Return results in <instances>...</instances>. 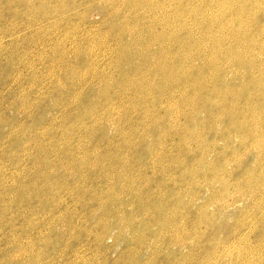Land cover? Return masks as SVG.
Instances as JSON below:
<instances>
[{
	"label": "rangeland",
	"instance_id": "1",
	"mask_svg": "<svg viewBox=\"0 0 264 264\" xmlns=\"http://www.w3.org/2000/svg\"><path fill=\"white\" fill-rule=\"evenodd\" d=\"M263 14L0 0V264H264Z\"/></svg>",
	"mask_w": 264,
	"mask_h": 264
},
{
	"label": "bare ground",
	"instance_id": "2",
	"mask_svg": "<svg viewBox=\"0 0 264 264\" xmlns=\"http://www.w3.org/2000/svg\"><path fill=\"white\" fill-rule=\"evenodd\" d=\"M53 1H54V0H53ZM56 1H57V0H56ZM58 1H59V0H58ZM69 1H70V0H69ZM164 1H165V0H164ZM61 2H62V1H61ZM135 3H136V2H135ZM164 3H165V2H164ZM58 4H59V3H58ZM159 4H160V3H159ZM64 5H65V4H64ZM231 5H232V4H231ZM154 6H155V4H154ZM161 6H162V5H161ZM260 6H261V5H260ZM65 7H66V6H65ZM82 7H83V6H82ZM242 7H243V6H242ZM74 8H75V7H74ZM229 8H231V7H229ZM229 8H227V9H229ZM75 9H76V8H75ZM233 9H234V8H233ZM242 9H243V8H242ZM244 9H245V8H244ZM259 9H260V7H259ZM220 10H221V9H220ZM229 10H230V9H229ZM231 10H232V8H231ZM239 10H240V9H239ZM254 10H255V9H254ZM118 11H119V10H118ZM215 11H216V10H215ZM233 11H234V10H233ZM233 11H232V12H233ZM241 11H242V10H241ZM241 11H240V12H241ZM249 11H250V10H249ZM258 11H260V10H258ZM261 11H262V10H261ZM161 12H162V11H161ZM226 12H227V11H226ZM230 12H231V11H230ZM243 12H244V11H243ZM223 13H225V11H224ZM223 13H222V15H224ZM247 13H249V12H247ZM197 14H198V12H197ZM228 14H229V12H228ZM236 14H237V13H236ZM238 14H239V13H238ZM243 14H244V13H243ZM245 14H246V13H245ZM254 14H255V12H254ZM233 15H234V13H233ZM241 15H242V14H241ZM263 15H264V14H263ZM224 16H225V15H224ZM248 16H249V14H248ZM255 16H256V14H255ZM255 16H254V17H255ZM124 17H125V16H124ZM216 17H217V16H216ZM222 17H223V16H222ZM232 17H233V16H232ZM237 17H238V16H237ZM241 17H242V16H241ZM243 17H244V16H243ZM245 17H246V15H245ZM225 18H226V17H225ZM225 18H224V19H225ZM250 18H251V16H250ZM252 18H253V17H252ZM257 18H258V16H257ZM161 19H162V18H161ZM211 19H212V17H211ZM215 19H217V18H215ZM224 19H223V20H224ZM230 19H231V18H230ZM259 19H260V18H259ZM217 20H218V19H217ZM233 20H234V18H233ZM243 20H244V19H243ZM252 20H253V19H252ZM255 20H256V19H255ZM220 21H221V20H220ZM231 21H232V20H231ZM240 21H242V20L240 19ZM163 22H164V21H163ZM259 22H260V21H259ZM219 23H220V22H219ZM211 24H212V23H211ZM231 24H232V23H231ZM233 24H234V23H233ZM243 24H244V23H243ZM223 25H224V24H223ZM229 25H230V24H229ZM235 25H236V24H235ZM224 26H225V25H224ZM231 26H232V25H231ZM233 27H234V26H233ZM241 27H242V26H241ZM242 28H243V27H242ZM242 28H241V29H242ZM239 29H240V28H239ZM206 30H207V29H206ZM212 30H213V29H212ZM212 30H211V31H212ZM207 31H208V30H207ZM241 31H242V30H241ZM181 34H182V33H181ZM206 34H208V33H206ZM210 34H211V33H210ZM233 34H235V33H233ZM163 35H164V34H163ZM211 35H212V34H211ZM224 35H225V34H224ZM238 35H239V34H238ZM157 36H158V35H157ZM157 36H155V37H157ZM231 36H232V35H231ZM231 36H230V39L233 37V36H232V37H231ZM234 36H235V35H234ZM239 36H240V35H239ZM155 37H154V38H155ZM164 38H165V37H164ZM224 38H225V37H224ZM234 38H235V37H234ZM237 38H238V37H237ZM244 38H245V37H244ZM230 39H227V40H230ZM241 39H242V38H241ZM245 39H246V38H245ZM170 40H171V39H170ZM174 40H175V39H174ZM189 40H190V39H189ZM225 40H226V39H225ZM103 41H104V40H103ZM233 41H235V40L233 39ZM160 42H161V41H160ZM162 42H163V41H162ZM170 42H171V41H170ZM217 42H218V41H217ZM219 42H220V40H219ZM219 42H218V43H219ZM226 42H228V41H226ZM132 43H133V42H132ZM166 43H167V41H166ZM174 43H175V42H174ZM181 43H182V42H181ZM186 43H187V42H186ZM230 43H231V42H230ZM250 43H251V42H250ZM160 44H161V43H160ZM160 44H159V45H160ZM172 44H173V43H172ZM175 44H176V43H175ZM175 44H174V45H175ZM220 44H221V43H220ZM235 44H236V42H235ZM241 44H242V43H241ZM166 45H167V44H166ZM183 45H184V44H183ZM185 45H187V44H185ZM188 45H190V44H188ZM242 45H243V44H242ZM245 45H246V44H245ZM254 45H255V44H254ZM215 46H216V45H215ZM217 46H220V45H217ZM251 46H252V45H251ZM262 46H263V45H262ZM262 46H261V48H262ZM134 47H135V46H134ZM134 47H133V48H134ZM136 47H137V46H136ZM148 47H149V45H148ZM148 47H147V48H148ZM162 47H163V46H162ZM186 47H188V46H186ZM246 47H247V46H246ZM248 47H249V45H248ZM128 48H129V47H128ZM149 48H150V47H149ZM172 48H173V47H172ZM219 48H220V47H219ZM219 48H218V49H219ZM227 48H228V47H227ZM234 48H235V47H234ZM234 48H233V50H234ZM250 48H251V47H250ZM263 48H264V47H263ZM129 49H130V48H129ZM136 49H137V48H136ZM170 49H171V47H170ZM177 49H178V48H177ZM177 49H176V50H177ZM223 49H224V48H223ZM238 49H240V48L238 47ZM238 49H237V50H238ZM241 49H242V48H241ZM253 49H254V48H253ZM138 50H139V49H138ZM159 50H160V52H159V56L162 57L163 55H166V54H164L166 49H165V50H164V49L162 50V48H160ZM225 50H226V49H225ZM249 50H250V49H249ZM254 50H255V49H254ZM136 51H137V50H136ZM141 51H143V50H141ZM141 51H139V52H141ZM146 51H147V49H146ZM146 51H145V52H146ZM167 51H168V50H167ZM169 51H170V50H169ZM221 51H223V50H221ZM241 51H242V50H241ZM247 51H248V50H247ZM251 51H252V50H251ZM255 51H256V50H255ZM145 52H144V53H145ZM155 52H156V51H155ZM245 52H246V51H245ZM253 52H254V51H253ZM253 52H252V53H253ZM153 53H154V52H153ZM167 53H168V52H167ZM262 53H263V52H262ZM86 54H87V52H86ZM133 54H134V53H133ZM155 54H156V53H155ZM125 55H126V54H125ZM131 55H132V54H131ZM136 55H137V54H136ZM156 55H157V54H156ZM251 55H252V54H251ZM254 55H255V54H254ZM254 55H253V56H254ZM137 56H138V55H137ZM166 56H167V55H166ZM169 56H170V55H169ZM169 56H168V57H169ZM138 57H139V56H138ZM149 57H150V56H149ZM155 57H156V56H155ZM157 57H158V56H157ZM171 57H172V56H171ZM171 57H169V58H171ZM236 57H237V56H236ZM239 57H241V55L238 56L237 59H238ZM125 58H126V56H125ZM128 58H129V57H128ZM140 58H141V57H140ZM143 58H144V57H143ZM146 58H147V57H146ZM164 58H165V57H164ZM60 59H61V58H60ZM160 59L162 60L163 58H160ZM165 59H166V58H165ZM167 59H168V58H167ZM167 59H166V60H167ZM187 59H188V58H187ZM241 59H242V58H241ZM254 59H255V58H254ZM75 60H76V59H75ZM126 60H127V59H126ZM181 60H182V59H181ZM181 60H179V61H181ZM183 60H184V59H183ZM249 60H250V58H249ZM251 60H252V59H251ZM89 61H90V60H89ZM149 61H150V60H149ZM169 61H171V60H169ZM158 62H160V61H158ZM241 62H242V61H241ZM243 62H244V61H243ZM144 63H145V62H144ZM161 63H162V62H161ZM238 63H239V62H238ZM252 63H253V62H252ZM162 64H164V63H162ZM162 64H161V65H162ZM167 64H169V63H167ZM186 64H187V63H186ZM208 64H210V63H208ZM211 64H212V63H211ZM245 64H246V63H245ZM249 64H250V63H249ZM133 65H134V64H133ZM161 65H160L159 67L156 68V69H158L157 72H158V73H162V74H163V72H167L168 77L171 76V74L173 73V71L171 70V69H172L171 66H170V65H166V64L163 65V66H161ZM173 65H174V64H173ZM184 66H185V65H184ZM242 66H243V64H242ZM245 66H246V65H245ZM149 67H150V66H149ZM188 67H189V66H188ZM213 67H214V66H213ZM151 68H152V67H151ZM185 69H186V68H185ZM250 69H251V68H250ZM66 70H67V69H66ZM148 70H150V69H148ZM139 71H140V70H139ZM145 71H146V70H145ZM153 71H154V70H153ZM174 71H175V70H174ZM151 72H152V71H151ZM157 72H156V73H157ZM200 72H201V71H200ZM81 73H82V72H81ZM145 73H146V72H145ZM183 73H184V71H183ZM194 73H195V72H194ZM67 74H68V72H67ZM123 74H124V73H123ZM184 74H185V73H184ZM127 75H128V74H127ZM153 75H154V74H153ZM157 75H158V74H157ZM163 75H164V74H163ZM189 75H190V74H189ZM189 75H188V76H189ZM54 76H55V75H54ZM104 76H105V75H104ZM86 77H87V75H86ZM159 77H160V76H159ZM192 77H194V76H192ZM249 77H250V75H249ZM251 77H252V76H251ZM116 78H117V76H116ZM185 78H186V76H185ZM188 78H189V77H188ZM197 78H198V77H197ZM81 79H82V78H81ZM126 79H127V78H126ZM174 79H175V78H174ZM189 79H190V78H189ZM205 79H206V78H205ZM249 79H250V78H249ZM252 79H253V78H252ZM255 79H257V78H255ZM163 80H164V79H163ZM184 80H185V79H184ZM195 80H196V79H195ZM59 81H60V80H59ZM130 81H131V80H130ZM166 81H167V80H166ZM171 81H172V80H171ZM249 81H250V80H249ZM62 82H63V79H62ZM79 82H80V81H79ZM101 82H102V81H101ZM108 82H109V81H108ZM194 82H195V81H194ZM204 82H205V81H204ZM253 82H254V80H253ZM59 83H60V82H59ZM80 84H81V83H80ZM105 84H107V83H105ZM108 84H109V83H108ZM166 84H167V86H169V88H171V82H170V80H169L168 82H166ZM172 84H173V83H172ZM193 84H194V83H193ZM202 84H203V83H202ZM202 84H201V85H202ZM207 84H208V83H207ZM65 85H66V84H65ZM145 85H146V84H145ZM145 85H143V86H145ZM161 85H162V84H161ZM161 85H160V86H161ZM107 86H108V85H107ZM162 86H163V85H162ZM204 86H205V85H204ZM204 86H203V87H204ZM172 87L174 88V86H172ZM186 87H187V86H186ZM189 87H190V86H189ZM209 87H210V86H209ZM248 87H250V86H248ZM112 88H113V87H112ZM141 88H142V87H141ZM173 88H172V89H173ZM200 88H201V87H200ZM211 88H212V87H211ZM153 89H154V88H153ZM146 90H147V89H146ZM200 90H202V89H200ZM244 90H245V89H244ZM173 91H175V90H173ZM210 91H211V90H210ZM248 91H249V90H248ZM187 92H188V91H187ZM213 92H214V90H213ZM105 93H106V92H105ZM116 93H117V92H116ZM171 93H172V92H171ZM171 93H170V94H171ZM219 93H220V92H219ZM173 94H174V93H173ZM175 94H176V93H175ZM225 94H226V93H225ZM57 95H59V94H57ZM57 95H56V96H57ZM104 95H105V94H104ZM226 96H227V95H226ZM210 97H211V96H210ZM214 97H215V96H214ZM214 97H212V99H213ZM232 97H233V96H232ZM247 97H248V96H247ZM205 98H206V97H205ZM95 99H96V98H95ZM99 99H100V98H99ZM105 99H106V98H105ZM232 99H233V98H232ZM246 99H247V98H246ZM250 99H251V98H250ZM255 99H256V97H255ZM260 99H261V98H260ZM100 100H101V99H100ZM112 100H113V99H112ZM213 100H214V99H213ZM237 100H238V99H237ZM237 100H236V101H237ZM71 101H72V100H71ZM228 101H229V100H228ZM230 101H231V99H230ZM215 102H216V100H215ZM232 102H233V101H232ZM248 102H249V101H248ZM219 103H220V101H219ZM226 103H227V102H226ZM250 103H251V102H250ZM250 103H248V104H250ZM255 103H256V102H255ZM255 103H254V104H255ZM257 103H258V102H257ZM217 104H218V103H217ZM235 104H236V103H235ZM254 104H253V106H255ZM260 104H261V103H260ZM195 105H196V104H195ZM229 105H230V104H229ZM60 106H61V105H60ZM102 106H104V105H102ZM114 106H115V105H114ZM227 106H228V105H227ZM247 106H248V105H247ZM212 107H213V106H212ZM230 107H231V105H230ZM230 107H229V108H230ZM260 107H261V106H260ZM224 108H225V107H224ZM231 108H233V107H231ZM237 108H238V107H237ZM262 108H263V107H262ZM262 108H261V109H262ZM113 109H114V108H113ZM225 109H226V108H225ZM261 109H258V110H261ZM220 110H221V109H220ZM222 110H223V109H222ZM222 110H221V112H222ZM235 110H236V109H235ZM238 110H239V109H238ZM241 110H242V109H241ZM243 110H244V109H243ZM258 110H257V111H258ZM213 111H215V110H213ZM225 111L227 112V110H225ZM228 111H229V110H228ZM246 111H247V110H246ZM230 112H231V111H230ZM235 112H236V111H235ZM249 112H250V111H249ZM219 113H220V112H219ZM237 114H238V112H237ZM245 114H246V112H245ZM221 115H222V114H221ZM224 115H225V114H224ZM239 115H240V114H239ZM218 116H219V115H218ZM241 116H242V115H241ZM243 116H244V115H243ZM246 116H247V115H245L244 117H246ZM258 116H259V114H258ZM220 117H222V116H220ZM223 117H224V116H223ZM223 117H222V118H223ZM252 117H253V116H252ZM248 118H249V116H248ZM211 119H212V118H211ZM237 119H238V118H237ZM243 119H244V118H243ZM246 120H247V119H246ZM258 120H259V119H258ZM241 121H242V120H241ZM248 121H249V120H248ZM82 122H83V121H82ZM227 122H228V121H227ZM232 122H234V121H232ZM77 123H78V122H77ZM244 123H245V122H244ZM249 123H250V122H249ZM249 123H248V126H249V125L251 126V124H249ZM81 124H82V123H81ZM232 124H235V123H232ZM253 124H254V123H253ZM256 124H258V123H256ZM242 125H243V124H242ZM246 125H247V124H246ZM254 125H255V124H254ZM254 125H253V126H254ZM231 126H232V125H231ZM231 126H230V127H231ZM234 126H235V125H234ZM251 127H252V126H251ZM244 128H245V127H244ZM238 129H239V128H238ZM247 129L249 130L250 128H247ZM252 129H254V128H252ZM258 129H259V128H258ZM241 130H242V129H241ZM243 130H244V129H243ZM243 130H242V131H243ZM250 130H251V129H250ZM250 130H249V131H250ZM251 131H252V130H251ZM253 131H254V130H253ZM255 131H257V129H255ZM255 131H254V132H255ZM263 131H264V130H263ZM240 132H241V131H240ZM259 132H260V131H259ZM261 132H262V131H261ZM246 133H247V132H246ZM249 133H251V132H249ZM249 133H248V134H249ZM252 133H253V132H252ZM250 135H251V134H250ZM254 135H255V134H254ZM247 136H248V135H247ZM256 136H257V135H255V137H256ZM260 136H261V135H260ZM262 136H263V135H262ZM262 136H261V137H262ZM242 137H243V136H242ZM262 138H263V137H262ZM243 139H244V138H243ZM256 139L258 140L259 137L256 138ZM245 140H247V137H246ZM253 141H255V140H253ZM260 141H261V140H260ZM262 141H263V140H262ZM245 142H246V141H245ZM258 142H259V141H258ZM258 142H257V144H258ZM263 142H264V141H263ZM243 143H244V142H243ZM251 143H252V142H251ZM251 143H250V144H251ZM254 143H255V142H254ZM254 143H252V144H254ZM248 144H249V143H248ZM259 144H261V142H259ZM263 144H264V143H262V145H263ZM243 146H244V145H243ZM257 146H258V145H257ZM245 147H246V146H245ZM249 147H250V146H248V148H249ZM252 147H253V146H252ZM262 147H263V146H262ZM262 147H261V149H263ZM249 149H250V148H249ZM256 149H257V148H256ZM256 149H255V150H256ZM248 151H249V150H248ZM72 152H73V151H72ZM159 154H160V153H159ZM260 154H261V153H260ZM260 154H259V158H260ZM245 156H246V155H245ZM245 156H244V157H245ZM244 157H243V158H244ZM263 157H264V156H263ZM219 159H220V158H219ZM239 159H241V158H239ZM261 159H262V158H261ZM238 161H239V160H238ZM248 161H249V160H248ZM258 161H259V160H258ZM258 161H255V162L257 163ZM262 161H263V160H262ZM259 162H260V161H259ZM222 163H223V162H222ZM240 164H241V163H240ZM254 164H255V163H254ZM260 164H261V163H260ZM260 164H259V165H260ZM248 165H249V164H248ZM251 165H252V163H251ZM251 165H250V166H251ZM257 166H258V165H257ZM257 166H256V167H257ZM239 168H240V167H239ZM243 168H244V167H243ZM245 168H246V167H245ZM251 168H253V167H251ZM261 168H262V167H261ZM237 169H238V168H237ZM256 169H258V168H256ZM250 170H251V169H250ZM262 170H263V168L261 169V171H262ZM242 171H243V170H242ZM245 171H246V170H245ZM252 171H254V170H252ZM255 171H256V170H255ZM258 171H259V170H258ZM243 172H244V171H243ZM246 172H247V171H246ZM259 172H260V171H259ZM262 172H263V171H262ZM253 173H254V172H253ZM257 173H258V172H257ZM230 174H231V173H230ZM239 174H240V173H239ZM244 174H245V173H244ZM250 174H252V173H250ZM234 175H235V174H234ZM234 175H233V176H234ZM240 175H241V174H240ZM240 175H239V176H240ZM246 175H247V174H246ZM258 175H259V174H258ZM252 176H253V175H252ZM213 177H215V176H213ZM219 179H220V178H219ZM223 179H224V178H223ZM236 179H238V178H236ZM260 179H261V178H260ZM238 180L240 181V179H238ZM241 180H242V179H241ZM246 180H247V179H246ZM246 180H245V181H246ZM254 180H255V179H254ZM256 180H257V178H256ZM220 181H223V180H220ZM225 181H226V179H225ZM235 181H236V180H235ZM245 181H244V182H245ZM247 181H248V180H247ZM261 182L264 183V181H261ZM238 183H239V182H238ZM238 183H236V184H238ZM246 183H247V182H246ZM254 183H255V182H254ZM222 184H223V183H222ZM252 184H253V183H252ZM260 184H261V183H260ZM241 185H242V184H241ZM238 186H239V185H238ZM243 187H244V186H243ZM249 188H250V187H249ZM243 189H245V188H243ZM255 190H256V189H255ZM252 192H254V191H252ZM252 192H251V193H252ZM241 193H242V192H241ZM255 193H257V192H255ZM244 194H245V193H244ZM249 194H250V193H249ZM239 195H240V194H239ZM245 196L247 197V195H245ZM245 196H242V197H245ZM253 196L255 197V195H253ZM248 197H249V196H248ZM250 198H251V197H250ZM248 200H249V199H248ZM263 201H264V200H263ZM256 203H257V202H256ZM261 203H262V202H261ZM263 204H264V203H263ZM257 205H258V204H257ZM262 211H263V210H262ZM249 212H250V211H249ZM251 212H252V211H251ZM263 212H264V211H263ZM252 214H253V213H252ZM246 215H247V214H246ZM241 221H242V220H241ZM246 222H247V221H246ZM250 222H251V221H250ZM257 223H258V220H257ZM251 224H252V223H251ZM251 224H250V225H251ZM255 224H256V223H255ZM253 226H254V225H253ZM256 226H257V225H256ZM256 226H255V227H256ZM251 227H252V226H251ZM258 227H259V226H258ZM259 229H260V228H259ZM262 231H263V230H261V232H262ZM197 235H198V234H197ZM199 236H200V235H199ZM199 236H198V237H199ZM227 236H228V235H227ZM245 238H246V237H245ZM262 238H264V237L262 236ZM246 239H248V238H246ZM246 239H245V240H246ZM260 239H261V238H260ZM198 240H199V239H198ZM200 240H201V238H200ZM222 240H223V239H222ZM226 240H227V239H226ZM181 241H182V240H181ZM186 241H187V240H186ZM228 241H229V240H228ZM260 241H261V240H260ZM183 242H184V241H183ZM183 242H182V243H183ZM221 242H222V241H221ZM224 242H225V241H224ZM234 242H235V241H234ZM237 242H238V241H237ZM244 242H245V241H244ZM262 242H263V241H261V243H262ZM229 243H230V242H229ZM261 243H260V245H261ZM179 244H181V243H179ZM231 244H232V243H231ZM235 244H236V243H235ZM246 244H248V243H246ZM224 245H225V244H224ZM224 245H223V246H224ZM232 245H234V244H232ZM244 245H245V244H244ZM228 246H229V245H228ZM236 246H237V245H236ZM244 247H245V246H244ZM183 248H184V246H183ZM223 248H225V247H223ZM240 248H241V247H240ZM242 248H243V247H242ZM254 248H255V247H254ZM259 248H260V247H259ZM229 249H230V248L228 247V250H229ZM235 249H236V248H235ZM238 249H239V248H238ZM248 249H249V248H248ZM248 249H247V250H248ZM252 249H253V248H252ZM215 250H216V249H215ZM249 250H250V249H249ZM249 250H248V251H249ZM259 250H260V249H259ZM259 250H258V251H259ZM262 250H263V249H262ZM193 251H194V250H193ZM217 251H218V250H217ZM230 251H231V250H230ZM236 251H237V250H236ZM255 251H256V250H255ZM263 251H264V250H263ZM263 251H262V252H263ZM241 252H242V251H241ZM245 252H246V251H245ZM260 252H261V251H260ZM231 253H232V252H231ZM237 253H239V251H238ZM237 253H236V255H237ZM256 253H258V252H256ZM247 254H248V253H247ZM259 254H260V253H259ZM227 255H229V253H228ZM231 255H232V254H231ZM245 255H246V253H245ZM237 256H238V255H237ZM241 256H242V255H241ZM247 256H248V255H247ZM254 256H255V254H254ZM254 256H253V257H254ZM258 256H260V255H258ZM263 256H264V255H263ZM234 257H235V256H234ZM240 258H241V257H240ZM261 258H262V257H261ZM237 259H238V258H237ZM241 259H242V258H241ZM229 261H230V260H229ZM231 261H232V260H231ZM234 261H235V260H234ZM239 261H240V260H239ZM243 261H244V260H243ZM248 261H249V260H248ZM259 261H261V260H259ZM215 262H216V261H215ZM240 262H241V261H240ZM230 263L232 264V262H230ZM241 263H242V262H241ZM243 263H245V262H243ZM246 263H247V262H246ZM254 263H256V262H254ZM247 264H248V263H247Z\"/></svg>",
	"mask_w": 264,
	"mask_h": 264
}]
</instances>
